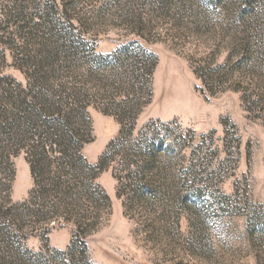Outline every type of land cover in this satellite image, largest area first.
I'll return each instance as SVG.
<instances>
[{"label": "rangeland", "instance_id": "obj_1", "mask_svg": "<svg viewBox=\"0 0 264 264\" xmlns=\"http://www.w3.org/2000/svg\"><path fill=\"white\" fill-rule=\"evenodd\" d=\"M41 2L39 9L32 0L35 41L47 31L35 24L54 6V0ZM10 3L0 0V22ZM56 3L54 18L67 26L70 18L96 52L110 55L133 41L154 52L152 95L133 131L125 126L116 140L122 124L104 110L122 98L125 86L104 63L100 80L86 84L98 98L88 107L92 132L82 154L98 165L116 140L120 153L95 179L111 206L97 211L77 237L76 225L60 216L49 223L47 240L32 232L38 221L31 216L22 230L10 222L13 247L6 244V208L24 202L35 181L27 146L12 134V101L37 75L31 66L18 68L14 54L0 46V264H264V0ZM83 65L75 74L89 67ZM145 184L186 194V207L159 193L149 199ZM16 211L9 217L19 222ZM80 240L88 260L79 257ZM73 242L76 249L66 253Z\"/></svg>", "mask_w": 264, "mask_h": 264}, {"label": "trees", "instance_id": "obj_2", "mask_svg": "<svg viewBox=\"0 0 264 264\" xmlns=\"http://www.w3.org/2000/svg\"><path fill=\"white\" fill-rule=\"evenodd\" d=\"M10 2L3 8L0 46L3 52L10 50L14 54L18 68L31 66L30 74L34 77L37 75L32 81L30 78L29 88L25 90L28 92L14 96L17 101H12L16 110L10 117L15 128L12 134L15 141L21 140L27 146V156L35 181L34 189L24 202L6 208V244L14 247L13 234L9 229L10 222H17L19 230H22L21 222L31 216L38 221L36 227L32 226V232L39 231L46 239L50 230L49 223L58 221L57 216H60L76 225L74 237H77L85 233L89 220L96 219L97 211L111 206L110 196L100 184L95 183V179L99 171L120 153L119 149L114 150V145L116 140L125 134V126L133 124L142 107L150 100V80L158 57L137 41L117 48L110 55L96 52V47L82 36L79 27L75 26L70 18L65 16L69 20V26L66 22L54 18L59 8L56 0L53 8L44 15L46 21L35 24L38 29L44 24L47 28L45 34L35 41L32 0ZM33 2L39 9L42 8L41 0ZM5 33L8 34L6 38ZM16 36H20L25 45L16 43ZM4 58L5 55L1 54L2 62ZM84 61L89 63V67L84 68L85 72L82 74H75V70L79 71L84 66ZM104 63L112 64V68L114 66L112 72L119 74L118 77L125 86L123 91L119 92L122 98L114 101V105L110 103L104 110L115 114L122 127L117 139L102 153L99 164L93 165L82 154V148L90 140L88 137L92 132L88 107L91 100L97 99L98 96L90 93L86 84L89 80L94 83L100 80L99 76L105 68ZM147 69L149 73L145 79ZM143 71L144 75L141 73ZM62 75L67 76L66 80H59ZM133 129V125L130 126L127 133H131ZM12 134L6 141L11 140ZM1 150L0 140V153ZM144 186V195L151 200L159 193L167 195L171 200L175 199L182 208L187 205L186 194L180 196L168 190L167 193H162L153 184ZM135 189L138 191V188ZM119 195H123L121 191ZM15 209L19 213V222L17 218L14 221L9 217ZM4 230L1 228L2 232ZM75 243L68 246L66 253L74 252L77 247ZM78 246L82 248L79 257L82 261L86 258L88 260L87 243L80 240ZM17 253L14 252L13 255ZM26 257L21 256L19 259L28 260L29 257ZM85 264L92 263L85 260Z\"/></svg>", "mask_w": 264, "mask_h": 264}]
</instances>
